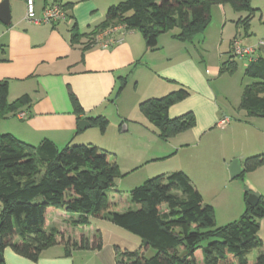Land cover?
Instances as JSON below:
<instances>
[{
  "label": "crops",
  "instance_id": "crops-1",
  "mask_svg": "<svg viewBox=\"0 0 264 264\" xmlns=\"http://www.w3.org/2000/svg\"><path fill=\"white\" fill-rule=\"evenodd\" d=\"M106 1L107 5L102 8L98 0H35L38 14L46 6L56 3L64 6L69 15L66 21L35 24L25 18L24 0H10V20L8 23L0 20V81H8L10 102L28 95L30 103L19 109L20 112H26V117L19 118L18 111L16 115L2 119L0 132L11 133L34 146H38L44 139H50L59 147H64L79 139L80 142L77 143L99 145L106 150L107 131L102 134L100 131H93L94 129L89 130L93 125L80 130L79 121L99 115L109 117L110 113H116L117 117L114 118L120 123L128 120L127 128L131 126V119H134L135 123H141L138 126L151 130L152 124L140 111L139 103L146 98L160 97L162 94L164 96V93L184 87L189 95L172 105L169 115L175 117L186 112L194 113V126L179 134L191 132L188 133L189 136L200 145L192 162L201 161L207 165H203L200 175H204L205 189L214 193L213 200L205 198L202 189L195 184L192 175L199 173L196 167L190 168L187 164L177 169L190 176L204 201L214 207L215 213L218 208L221 209L219 212L224 216L217 220L218 225L237 220L246 210V193L264 195V117L249 116L246 110L239 108L241 97L235 111L231 107L223 109L219 106L217 93L212 86V81L220 75L218 65L215 63L212 67L205 66L202 70L198 66L201 63L197 55L201 52L195 43L178 40L172 36V32L161 34L154 49L146 47L138 30L126 29H117L111 33V36L122 38V41L109 48H103L97 43L90 45L92 33L104 21L107 9L123 0ZM217 7L223 12L222 23L226 26L227 17L231 14L227 13L226 5L220 4ZM253 8L257 11L243 32L237 29L243 14L232 13L230 17L232 27L235 25L236 29L228 40L230 55L232 41L236 36H242L243 43L249 46L264 39V29H258L256 23H253L259 8ZM263 17L264 14L261 19ZM74 26L82 35L76 42L71 40ZM218 47H221V43ZM223 54L224 50L221 57ZM257 58H264V47H259L254 53V59ZM242 59L245 68L253 61L249 58ZM123 77L127 80L125 94H130L131 86H134L135 93L133 91L134 94L131 95L130 107L123 105L119 109L124 91L119 94L120 97L117 96L116 104L113 99ZM71 94L78 99L83 113L77 114L74 111ZM111 104L114 110L111 109ZM224 117L228 118L229 123L222 126L220 120ZM152 127L155 133L157 129L153 125ZM254 156L262 159V164L245 171L246 159ZM235 158L241 160L243 176L238 177L241 179L235 189L226 191L220 188V184L227 186L228 166ZM75 217V213L63 209L52 210L49 214V226L59 228L64 241L43 250L36 261L6 247L2 254L6 264H117L114 249L116 242L107 245L104 231L100 249L72 245V241L80 242L82 237L93 242L96 230H101L93 219L88 226H73L72 220ZM97 221L102 224L108 222L105 219ZM118 233L120 231L115 229L114 234ZM258 236L264 241V217L260 220ZM127 241L130 246L126 249L135 250L141 244L139 237H132ZM263 250L264 245L249 251L247 256L254 260ZM149 252L151 253L150 250L147 253ZM195 257L198 264H203L201 249L195 252Z\"/></svg>",
  "mask_w": 264,
  "mask_h": 264
},
{
  "label": "trees",
  "instance_id": "trees-1",
  "mask_svg": "<svg viewBox=\"0 0 264 264\" xmlns=\"http://www.w3.org/2000/svg\"><path fill=\"white\" fill-rule=\"evenodd\" d=\"M220 4H228L236 12H248L243 21L246 29L257 11L251 0H123L107 9L92 38L122 23L126 30H138L148 49L156 48L158 37L175 27L179 30L172 32L174 38L195 43L197 35L209 24L212 7ZM81 36L74 26L71 40L76 42ZM234 58L232 54L222 62L220 72L236 70ZM245 75L255 80L244 86L239 108L249 116L264 117V58L251 61ZM126 84L123 77L114 98ZM188 95V90L180 87L139 103L140 111L162 139L194 126L193 112L169 115L170 107ZM71 101L77 114L84 112L73 94ZM29 103L28 95L10 102L8 81H0V121L16 115ZM88 119L91 125L105 131L107 117ZM110 156L109 151L95 145L59 147L44 139L34 146L11 133L0 132V254L10 247L23 257L38 260L43 250L64 241L60 229L49 226L50 212L63 209L76 214L73 226H88L94 218L105 219L140 238L139 248L116 252L117 264H198L195 257L198 249L202 250L203 264H264V250L255 260L247 256L249 251L264 245L258 236L260 220L264 217V195H258L255 206L247 202L246 210L237 220L218 225L214 207L204 201L186 172L176 170L149 178L133 188L130 198L136 208L121 210L110 199V189L122 176ZM262 162L258 156L248 157L245 171L257 168ZM72 245L102 248L100 230L96 231L93 242L82 237L80 242L72 241ZM150 249L153 253L148 255ZM0 264H6L3 256Z\"/></svg>",
  "mask_w": 264,
  "mask_h": 264
},
{
  "label": "rangeland",
  "instance_id": "rangeland-1",
  "mask_svg": "<svg viewBox=\"0 0 264 264\" xmlns=\"http://www.w3.org/2000/svg\"><path fill=\"white\" fill-rule=\"evenodd\" d=\"M98 2L101 4L100 7L102 8L107 5L106 0H98ZM252 6L259 8V11L254 16L255 18L253 20V23H256V27L258 29H264V17L261 19V15L264 14V0H252ZM226 7V9H228L227 13H230L231 16L232 13L239 14L238 12L233 10L230 5L226 4ZM241 14H243V17L241 18L242 21L238 25L237 29L243 32L245 29L243 21L248 13L241 12ZM222 17L223 12L219 10L217 5L213 6L209 24L202 33H199L197 35L195 39V46L201 52L200 54H197L201 64L197 65L202 70L205 66L212 67V65L215 63L218 65V68L220 70L222 61H227L230 58V54L228 53V40L231 34L236 29L235 25L232 27L229 16L227 17L228 23L226 26H224V23H222ZM178 30L179 28L175 27L172 32H177ZM220 43L221 47L219 48L218 45ZM221 50H224V54L222 57L220 55L222 52ZM235 61L238 65L236 70L232 72H220L219 78L212 81V86L217 93L216 96L218 105L223 109H228V107H231V109H233L234 111L235 107L240 102L243 86L253 82V79L251 77L245 75L244 60L237 57L235 58ZM130 90V94H125L126 86L122 90V92L124 91L122 95H125L120 102L119 109H122L123 105H127L130 107V100L132 97L131 95L135 93L134 86H131ZM165 94L166 93H164V95ZM161 96H163V94ZM113 101L115 102V104L117 103L116 98L113 99ZM110 107L114 110L113 104H111ZM135 109L139 112V109H137V107H135ZM229 112L231 111L229 110ZM110 114L111 115L107 117L108 122L104 131H107L106 146L108 148L106 150L111 153V160L118 165L122 176L116 179L115 186L110 189L109 194L112 202L116 203L121 208V210L136 208V205L131 202L130 198V191L133 188L141 185L149 178H152L159 174L180 170L177 168H181V165L187 166V164L190 166V168L196 167V169L199 170V173L197 175H192L195 179V184H197V186L202 189L205 198H207L208 200H213L214 193L210 190L205 189L204 175H200L203 171V165H207L204 162L202 163L201 161L192 162V158L195 156V153L197 152V149L200 145L198 146V144L193 140L192 136H189L190 134L188 133L191 132H187L186 134H177L167 140H164L160 136H158L156 130L155 133L153 132V127L151 124L150 128L152 132L145 127L138 126L141 123H135L133 121L134 119H131V126L129 128L126 127L127 129L123 130L124 125L127 126L129 124L128 120H124L125 122L120 123L119 120L115 119L117 117L116 113ZM89 130L102 132L97 126H93V128H89ZM104 132H102V134ZM77 142H80V140L78 139ZM77 142L74 144H81ZM187 142H191L190 145H185V143ZM194 145L196 146L194 147ZM181 146L184 147L181 149ZM177 149L178 151H176ZM228 179L230 182H227V186H223L224 183L220 184L221 189L226 191L235 189V186L238 185V182L241 178L237 177L234 179H230L228 172ZM250 194L252 193L249 192V195ZM219 211H221L220 208H218L216 212V221L224 216ZM93 221L94 223L99 224L98 228H101V230L99 229L101 236H103L102 231L105 232L104 237L107 245H111V243L116 242V245L114 246L115 253L117 251L133 250L126 249V247L129 248L130 246L127 240L132 237L137 238L138 236L136 234L110 221H105V224L98 222L96 218H94ZM115 229L120 231L118 235L114 234ZM150 251L151 253L149 252L148 255L153 253L152 249H150Z\"/></svg>",
  "mask_w": 264,
  "mask_h": 264
},
{
  "label": "built area",
  "instance_id": "built-area-1",
  "mask_svg": "<svg viewBox=\"0 0 264 264\" xmlns=\"http://www.w3.org/2000/svg\"><path fill=\"white\" fill-rule=\"evenodd\" d=\"M26 5V15L25 18L27 21L35 23V24H53L61 21H66L69 18L68 12L66 8L60 4H51L46 6L41 14L36 12L35 0H24ZM117 29H126L125 24L115 25L113 27L107 28L97 35L91 40V45L93 43L99 44L103 48H109L115 43H119L122 41V38H115L111 36ZM244 39L242 36L234 37L232 41V54L235 57L240 59L249 58L251 60L254 59V53L259 47H264V39H259L258 42L253 45H245L243 43ZM19 118H24L27 116L25 111H21L17 114ZM229 123L228 118L224 117L220 120V125L225 126Z\"/></svg>",
  "mask_w": 264,
  "mask_h": 264
},
{
  "label": "water",
  "instance_id": "water-1",
  "mask_svg": "<svg viewBox=\"0 0 264 264\" xmlns=\"http://www.w3.org/2000/svg\"><path fill=\"white\" fill-rule=\"evenodd\" d=\"M10 0H3L0 3V20L4 23H8L10 20ZM91 126V122L88 119H82L79 121V128L80 130H85L86 128ZM126 125H124L123 130H126ZM229 177L231 179L239 177L243 172L244 168L242 166L241 160L239 158H235L231 161L228 166ZM258 195L257 194H250L247 197V202L251 206H255L258 202ZM1 242V240H0ZM0 260H2V255L0 254Z\"/></svg>",
  "mask_w": 264,
  "mask_h": 264
}]
</instances>
